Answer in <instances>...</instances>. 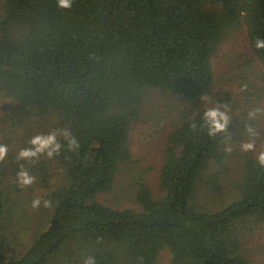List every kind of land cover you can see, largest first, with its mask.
Listing matches in <instances>:
<instances>
[{"label":"trees","instance_id":"obj_1","mask_svg":"<svg viewBox=\"0 0 264 264\" xmlns=\"http://www.w3.org/2000/svg\"><path fill=\"white\" fill-rule=\"evenodd\" d=\"M240 28L264 62V50L254 48L264 39V0H74L70 11L57 10L56 0H0V96L16 117L50 119L51 131L67 128L81 145L53 158L54 186L41 164L8 153L0 165V264H82L87 256L96 264H158L163 253L170 264H248L243 241L264 226V170L255 153L240 151L232 120V152L200 128L206 108L238 104L216 90L211 61ZM153 93L176 108L157 197L134 172L129 148ZM21 163L53 207L41 208L21 251L7 254L8 223L26 202L15 182ZM129 175L122 190L138 210L95 201Z\"/></svg>","mask_w":264,"mask_h":264},{"label":"rangeland","instance_id":"obj_2","mask_svg":"<svg viewBox=\"0 0 264 264\" xmlns=\"http://www.w3.org/2000/svg\"><path fill=\"white\" fill-rule=\"evenodd\" d=\"M211 63L216 90L220 94L228 93L232 100L238 103L231 107V114L234 136L239 146L245 139L244 134H240L239 131L244 126L242 119L247 123L246 112L249 106L264 103V62L253 56L248 46L247 36L240 28L221 44L212 57ZM245 84L248 86V91L241 92L240 88ZM148 101L147 106L143 109L142 119L130 130L129 148L134 160V172L144 173L149 189L157 197L159 196V171L163 161L162 150L170 131V125L175 120L176 108L172 104V100L155 93ZM50 122V119L47 123L46 119L33 118L28 121L16 117L12 102L0 96V144L8 146V153L11 150H14L15 154L18 153V147L22 146L20 141L27 133H30L32 137L36 134L51 132L48 125ZM259 128L264 133V120L259 122ZM23 142L27 147L26 142ZM263 142L264 135L257 141V150L260 149ZM231 148L233 150V147ZM5 163H9L8 157H6ZM38 164H41L43 171H46L50 176L49 186H54L59 182V170L54 167L53 159L48 160L41 157ZM0 168L3 167L0 166ZM234 171L235 169L231 170L232 173ZM130 180V175L125 180L117 179L113 190L108 194H99L95 201L110 208L138 210L139 206L133 202L132 198H127L126 191L122 190ZM229 180L225 183L227 184L225 193L228 199L232 194L233 178H229ZM18 189L26 202L19 208L20 214L8 223L10 229L7 233L11 237H8V243L4 247L7 254L21 251L25 236L32 234L42 215L41 208L43 207L38 210L30 208L32 199L37 197L44 199L42 193L45 189L41 187L39 180L29 188L21 189L19 187ZM204 200L209 202L205 195L201 198V201ZM220 206L214 205L215 209ZM242 254L249 261L248 264H264V226L254 227L251 232L246 234L242 244ZM158 264H170V255L163 253Z\"/></svg>","mask_w":264,"mask_h":264},{"label":"clouds","instance_id":"obj_3","mask_svg":"<svg viewBox=\"0 0 264 264\" xmlns=\"http://www.w3.org/2000/svg\"><path fill=\"white\" fill-rule=\"evenodd\" d=\"M74 0H56V7L59 11H70ZM254 48L256 50H264V39L256 38L254 40ZM241 92H247L248 86L242 85ZM200 100L206 104H212V99L209 95L203 94ZM231 107L226 103H217L215 106L206 108L203 111L200 120V128L206 130V135L213 139L219 140V143L224 146L226 152H231L232 133L229 131V125L232 120ZM264 120V103L249 106L246 112V121L244 123L243 134L245 139L240 143V151L244 154L255 153V161L257 166L264 170V148L257 150V141L264 133L260 131L259 122ZM192 131L197 130V124L190 125ZM28 146L21 149L15 159L23 161L29 165L37 164L41 157L51 160L60 156L62 151L68 153H78L81 147L78 138L73 132L67 128L54 129L47 134H36L32 136L28 142ZM8 146L0 144V164H3L8 155ZM37 177L32 175L21 163L16 172V184L21 188H29L36 183ZM41 207L50 209L53 207L50 199L34 198L30 202V208L38 210ZM99 243V241H98ZM82 264H96L93 256H87L83 259Z\"/></svg>","mask_w":264,"mask_h":264}]
</instances>
